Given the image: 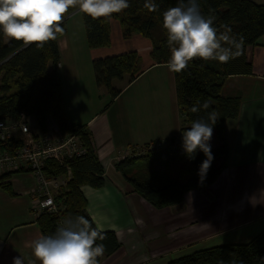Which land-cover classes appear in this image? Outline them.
I'll list each match as a JSON object with an SVG mask.
<instances>
[{"label":"crops","instance_id":"crops-1","mask_svg":"<svg viewBox=\"0 0 264 264\" xmlns=\"http://www.w3.org/2000/svg\"><path fill=\"white\" fill-rule=\"evenodd\" d=\"M251 1L264 6V0ZM77 14L66 18V33L58 38L56 71L69 120L87 127L104 169L103 187L80 188L95 228L112 232L119 244L113 254L98 257V264H168L211 246L247 243L259 234L264 229V34L246 49L252 73L228 76L221 88L222 97H236L239 103L238 115L224 124V169L207 188L188 191L180 204L157 209L133 191L115 166L151 142H163L166 153L182 148L185 120L177 105L174 72L167 64L142 60V73L131 83L126 77L119 81L120 94L109 102L92 70V61L103 58L100 48L91 54L86 50L89 64L75 61L77 42L87 44L83 28L69 33L68 23ZM46 127L56 131L51 117ZM28 130L40 134L37 124ZM12 135L27 139L19 129ZM210 144L219 146L214 130ZM6 173L0 170V176ZM175 174L176 167H170V175ZM4 183L13 194L2 188ZM35 197L36 180L29 171L11 173L0 182V264H12L16 256L23 264H40L30 247L42 235L33 211Z\"/></svg>","mask_w":264,"mask_h":264},{"label":"trees","instance_id":"trees-1","mask_svg":"<svg viewBox=\"0 0 264 264\" xmlns=\"http://www.w3.org/2000/svg\"><path fill=\"white\" fill-rule=\"evenodd\" d=\"M155 2L159 6L157 12H150L145 8V0H129V8L97 19L79 12L76 8H70L61 26L65 34L66 18L78 11L82 16L88 47L98 49L110 46V24L111 21H117L124 38L139 34L149 40L151 48L148 59L152 65L167 64L171 53L166 30L162 27V13L177 6L179 0ZM197 3L201 13L213 20L218 34L227 26L237 39L243 37L242 54L227 63H220L215 59L194 58L189 61L185 70L174 72L177 105L185 120V125L180 130L181 137L193 121L201 118L207 120L209 113H214L217 117L213 130L219 146H211L214 159L202 184L198 183L197 173L205 156L199 150L191 160L185 155L183 148L166 153L171 157L158 156L164 164L162 172L137 166V162L148 159L152 153L127 156L116 164V170L131 185L133 191L157 209L180 204L188 191L207 188L224 169L228 154L224 141V124L226 120L238 115L239 103L236 97H222L221 88L228 76L252 73V64L247 58L246 49L255 45L264 34L263 5L255 4L251 0H197ZM63 35L57 34L56 40L38 46L35 43L25 45L21 41L10 40L0 31V121L18 122L22 117H33L40 132L45 133L46 118L51 117L61 132L79 138L80 144L86 150L85 154L67 158L63 164L47 161L45 174L55 177L65 174L67 169L70 170L71 179L55 198L61 208L60 213L68 219L83 216L95 228L86 213L87 201L80 188L84 185L93 189L103 187L104 169L93 147L89 130L86 126L72 124L66 112L61 81L56 71L59 62L58 38ZM141 63L142 58L136 51L94 59L92 70L95 83L98 87L105 88L110 93L111 100H114L120 91L112 87V82L121 81L124 77H127L128 83L133 82L143 71ZM49 65L52 67L51 71L48 69ZM205 102L208 103V108L203 107ZM194 106L199 111L193 112ZM23 143L18 137H8L0 141V151L14 152ZM145 146L138 149L142 150ZM168 160H175L179 164L175 176L170 175ZM218 160L221 162L218 163ZM24 171L26 170L19 169L1 175L0 182L11 173ZM1 186L9 194H13L8 183ZM57 220L58 217L54 214L43 213L38 216L36 223L41 234L53 235L58 228ZM103 233L104 240H97L96 243H103V256H109L119 249V244L112 232ZM168 264H264V229L247 243L211 246L173 259Z\"/></svg>","mask_w":264,"mask_h":264},{"label":"clouds","instance_id":"clouds-1","mask_svg":"<svg viewBox=\"0 0 264 264\" xmlns=\"http://www.w3.org/2000/svg\"><path fill=\"white\" fill-rule=\"evenodd\" d=\"M129 7V0H0V31L10 40L42 46L56 40L57 34H64L61 25L70 8L97 19ZM144 7L150 12L159 11L155 0H145ZM162 27L166 30L171 53L167 67L172 72H182L194 58L227 63L242 54L243 37L237 39L227 26L218 34L213 20L201 13L197 0H187V3L179 0L177 6L165 10ZM203 107L208 108V103ZM192 111L199 108L194 106ZM216 121L215 114L209 113L207 120L193 121L182 134V148L190 160L197 150L205 156L197 173L201 184L214 159L210 141ZM104 238V233L93 228L88 219L77 216L65 220L53 235H41L32 240L30 247L40 264H98L97 258L103 256L105 246L96 241ZM12 264H23V260L13 257Z\"/></svg>","mask_w":264,"mask_h":264},{"label":"built area","instance_id":"built-area-1","mask_svg":"<svg viewBox=\"0 0 264 264\" xmlns=\"http://www.w3.org/2000/svg\"><path fill=\"white\" fill-rule=\"evenodd\" d=\"M16 127L20 128L21 133L27 139L14 152L0 151V170L10 172L21 169L31 172L36 180L34 215L36 218L43 213L57 215V227L62 226L68 218L61 215V208L57 205L55 198L57 193L64 189L71 179V172L67 169L63 175L48 177L45 174L46 162L53 160L58 164H63L67 158L84 155L86 150L80 144L77 136L61 132L57 126L56 131L47 129L45 133L39 136L32 135L24 117L18 122L10 124V126L0 123V141L13 136L11 132ZM162 149L163 142L155 141L142 148L141 153L148 154ZM141 153L140 155H143ZM134 154L136 155V153Z\"/></svg>","mask_w":264,"mask_h":264},{"label":"rangeland","instance_id":"rangeland-1","mask_svg":"<svg viewBox=\"0 0 264 264\" xmlns=\"http://www.w3.org/2000/svg\"><path fill=\"white\" fill-rule=\"evenodd\" d=\"M112 22H115V23H112ZM68 25H69L68 26L69 27L68 28L69 33H72V34L79 31L77 29L78 26L80 29L83 28V30H84V25H83V20H82L81 14L79 13V14L71 17ZM110 29H111V35H110L111 46L107 47V48L98 49L97 52H99L100 56H102V57L114 56V55H119V54H122L125 52H129L130 50H134V51L138 52V54L142 58L144 64L148 61L147 54H149L148 51L150 50V43L147 39H145L144 37H142L139 34L131 35L127 38H124L123 34H122V29L119 26L117 21H111ZM82 34L84 35V33H82ZM84 39H85V35H84ZM86 50H87V52H89L91 54L90 50H93V49H89V47H87V44H85V43H83V47H82L79 45V42H77V47H76L77 53L75 55V61H78L79 63L80 62L81 63L87 62V64H89V59H88V55L86 54ZM142 65H143V63H142ZM112 87L116 90H120L119 88H116V87H119V81L114 80L112 82ZM103 89H105V88H103ZM105 91L109 95V98H110L109 102H110L111 101L110 93L106 89H105ZM25 121H26V118H25ZM26 123H28L32 129H36V121L33 117H31L30 119H27ZM10 124H13V123H12V121H9V120L7 121V123H5L6 126H10ZM29 126H28V128H29ZM17 129H19V131H20V128L16 127L14 130H12L11 133L14 134V132ZM42 133L40 132L39 135H41ZM39 135H35V136H39ZM140 153L141 152H136V155L139 156ZM141 154L148 155L150 153H148V154L141 153ZM136 155L134 154V152L131 151L128 154V157H136ZM158 156H164V158H166L168 156L171 157L170 155L166 154L165 151L156 152V153L152 152V154L148 156V159H146L144 161L137 162L138 163L137 166H144L146 168L159 171V170H161V163H160V160L158 159ZM168 164H169V167H171V168H173L175 166L176 171H177V162L175 160H168Z\"/></svg>","mask_w":264,"mask_h":264}]
</instances>
